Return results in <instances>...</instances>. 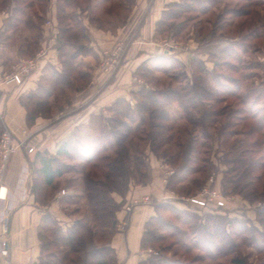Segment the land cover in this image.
Segmentation results:
<instances>
[{
    "label": "trees",
    "instance_id": "16d2710c",
    "mask_svg": "<svg viewBox=\"0 0 264 264\" xmlns=\"http://www.w3.org/2000/svg\"><path fill=\"white\" fill-rule=\"evenodd\" d=\"M21 3L22 0H1L0 4V11H6L9 5L12 9L11 12L7 11L4 30L0 33V63L6 67L10 66L9 69L13 66L12 61L34 56L40 49L39 39L43 23L36 24L28 19L24 8L20 6ZM56 7L59 27L56 48L61 68L58 69L50 63L46 64L37 88L21 96L20 100L27 109L30 124L39 116L48 118L55 110H62L70 103L73 93L87 86L92 77V68L86 60V56L92 52L90 47L92 38L86 26L78 24L75 18L77 11L69 12V8L80 7L81 11L85 10L78 0H56ZM167 11L168 9L164 11L162 19L158 22L157 36L163 31L162 25L166 23ZM89 20L100 28H111L101 24V18H89ZM124 21L125 19L120 24ZM21 23H24L29 31H36V34L33 39L26 37L15 47L16 51L8 54L6 51L13 47L11 33L19 29ZM14 53L17 56H14ZM155 58L160 63V66L155 68L166 72L167 69L163 68L161 61L169 56L161 53ZM83 60L88 68L80 72ZM148 64L149 62L140 65L135 75L145 78L151 70ZM198 67L199 72L196 74L194 71L193 80L182 86L168 84L162 89L142 86L133 93L134 103L126 98L117 99L108 108V115L100 113L92 118L87 126L76 128L70 138L59 146L56 154H51L49 151L35 153L31 191L36 195V199L41 204H47L54 194L61 190V179L67 173L74 171L62 159H74V153L77 152V156L82 161L80 167L75 168L81 177L79 182L81 192L78 193L86 200L87 207V215L76 219L68 227L61 226L51 214L44 215L39 231L42 252L40 261L36 264H117L110 241L117 228L116 214L123 206L124 200L117 201L114 194L125 198L131 183L149 182L151 174L148 148L158 159L175 167L174 172L168 177L169 190L191 193L202 188L206 179L200 180L201 178L191 180L192 188L182 186L192 173L201 171L193 164L200 149H198V139L191 134L199 127L203 129L208 127L205 116L209 112L203 109L200 116H196L192 111L213 102L221 103L223 100L219 95L222 93H225L226 97L236 94L230 87L222 85V81H219V86L210 83L208 85L209 79L206 77L210 75L218 80L217 73L203 66ZM259 96L260 93L251 101L250 93H246L241 106L236 108L238 113L236 115L240 117V121L247 119V115L251 112L250 106L257 104ZM61 97H63L62 101ZM229 105L223 106L221 115L226 113ZM181 119H186L191 126L189 131L186 129L188 137L185 140L175 136L173 132ZM230 125V121H226L219 131L221 133L222 130L227 131ZM257 125L260 130H264L263 121L258 122ZM91 132L96 133L91 134ZM255 132L256 130L251 128L246 135ZM84 135L90 137L92 146L101 141L105 144L88 151H79V141ZM173 141L178 147L176 151L169 146ZM223 141L224 144L229 142L228 139ZM262 144L264 140L259 138L249 145L243 140H238L231 145V148L223 151L224 164L227 165L222 180L224 193L238 194L250 202L264 201V185H261L264 174L256 175L257 171L264 170V160L253 156L261 151ZM87 148L88 144L85 149ZM110 150L112 154L108 152ZM99 163L102 169L98 167ZM70 197H64V202L70 203ZM164 203H156V215L146 223L142 237L144 249L159 238L157 231L160 230L159 225L163 223L159 211L163 207H171ZM256 212L263 228L252 224L249 226L247 220L229 218L218 213L205 214L204 217L194 215L192 227L198 235L199 247L204 251L207 249L213 251L216 257H223L236 251L234 236L241 237L247 234L246 239L252 238L251 241L256 244L258 253L263 254L264 204L258 206ZM251 231L258 233L260 238L253 237ZM148 263V259H145L141 264ZM231 263L254 264L248 261L247 255L242 256L241 253L234 255Z\"/></svg>",
    "mask_w": 264,
    "mask_h": 264
},
{
    "label": "rangeland",
    "instance_id": "374dc122",
    "mask_svg": "<svg viewBox=\"0 0 264 264\" xmlns=\"http://www.w3.org/2000/svg\"><path fill=\"white\" fill-rule=\"evenodd\" d=\"M78 1L85 11H81L80 7L69 8V12L75 13L77 11L75 18L78 20V24H83L82 17L85 16L84 18L88 17L90 19L101 18V24L111 28L122 25L120 22L125 19L128 8L132 4V0ZM51 3L52 0H22L20 6L24 8L28 19L36 24H40L47 20L46 13L53 7ZM73 6L76 5L73 4ZM167 9L168 16L166 17V23L162 25L163 31L159 32V37L164 39L171 49V52L167 54L169 58L160 60L163 68L167 70L166 72L157 70L155 67L160 66V63L159 60L154 58V61L148 64L151 70L145 78H140L142 86L162 89L167 87L168 84H173V86L179 87L187 82H191L194 71L198 74V66L200 68L203 66L208 70L215 71L216 75H218V80L208 75L206 77L209 79L208 85L210 83L211 85L219 86V81H222V85H226L235 91L234 94L236 95L234 96L226 97L225 93L219 95L223 100L221 103L213 102L192 111L196 116H200V112L203 109L207 110L209 113L205 116V120L208 127L206 129L199 127L191 134L192 137L194 136L198 139V149H200L193 164L197 169H201V171L192 173L182 183V186H190L192 188L191 180L201 178L200 180L206 179L203 182L204 186L210 177L214 176L216 186L224 195L229 196L230 200H228L226 207L211 213L204 209H198L190 205L186 200L181 199V197L186 198L197 193L200 189L191 193L171 190L175 192L177 198L173 197L165 201L164 204H168L171 207L160 209L159 217L163 223L159 225L160 230L157 231L159 238L145 249V251L150 248L153 250L151 253L146 252V259H148V264H232L231 259L233 256L240 255L241 253L242 256L247 255L249 262L261 264V262H264V253H258L256 244L251 241L252 238L250 240L246 239L247 234L241 235V237H233L236 243V251L232 254L216 257L213 251H209L207 248L204 251L198 245V235L194 232L195 229L192 227V221L195 218L194 215L204 217L205 214L218 213L229 218L244 219L248 221L249 226L252 224L263 228L257 218L256 211L258 206L264 204V201L257 200L250 202L238 194H226L222 189V180L227 170V165L224 164L223 151L231 148V145L238 140H243L248 145L258 138L264 140V130H260L257 125L260 121L264 122V89L260 85L261 80L264 78V0H178L168 5ZM6 11H12L11 5L8 6ZM35 32L29 31L25 24L21 23L19 29L11 33L13 35L11 40L13 47L10 50L8 49L6 53L11 54L16 51L15 47L20 45L26 37L33 39L36 34ZM117 52L119 53V50ZM106 53L113 56V53L106 51L102 63L107 60ZM174 59L176 61H173ZM20 60H15L16 62L12 61V65L14 66ZM82 62L83 65L79 69L80 72L88 68L87 63L84 60ZM206 62H208V65H206ZM118 66L119 63L111 71H106L103 65L101 67L105 72H114ZM210 66L211 69H209ZM248 92L250 93L251 101L257 98L260 92L261 95L256 101L257 104L250 106L251 112L247 115V119L240 121V117L236 115L238 114L236 108L241 106V101ZM62 98L60 99L61 101L63 100ZM225 104H230L229 108L225 114L221 115L220 111ZM226 121H230L231 125L227 131L224 132L222 130L221 133L219 130ZM251 128H254L256 132L246 135ZM186 129L189 131L191 126L186 119H181L176 124L173 132L175 136H180L185 140L188 137ZM3 130L4 128L0 126V133ZM95 133L91 132V134ZM13 136L15 138L14 134ZM224 139H228L229 142L224 144ZM87 144L88 148L85 149ZM104 144L105 142L101 141L96 144L94 143V146H92L90 137L84 135L79 141L78 150L88 151ZM143 145L145 146L144 143ZM26 146H28L27 143ZM169 146L173 147L175 151L178 150L175 141ZM108 152L110 154L113 153L111 150ZM150 154L153 153L148 148V160ZM253 156L264 160V144L261 145V151ZM62 160L74 170L67 173L61 179V190L58 191L61 192L63 189L66 191V193L60 194L62 196V210L69 217V221L65 224L68 227L76 219L84 218L87 215V207L86 200L78 193L81 192L79 187L81 177L78 175L77 169H75L80 167L82 161L77 156V152L74 153V159ZM161 161L167 164L163 160ZM167 166L170 168V171L174 172V166L172 167L169 164ZM98 167L103 168L101 167V163L98 164ZM262 174H264V170H259L256 173L258 176ZM170 175L168 173V177ZM261 185H264V179L261 181ZM66 196H71L69 199L70 203L64 202L65 199L63 198ZM243 200L252 206L251 208L255 214L254 222L248 218V209L242 206ZM138 203L140 201H136L134 205ZM244 205L246 204L244 203ZM127 208L128 210H132L133 205L129 204ZM165 228L166 230H164ZM251 235L257 239L260 238L256 232L251 231ZM249 242L250 245H248ZM149 259L153 260L149 261ZM7 261L6 264H9V258Z\"/></svg>",
    "mask_w": 264,
    "mask_h": 264
},
{
    "label": "crops",
    "instance_id": "0c3cea01",
    "mask_svg": "<svg viewBox=\"0 0 264 264\" xmlns=\"http://www.w3.org/2000/svg\"><path fill=\"white\" fill-rule=\"evenodd\" d=\"M175 1L178 0H134L123 24L114 28H100L83 16V24L92 38V52L86 56L92 68L91 80L87 86L73 93L70 103L62 110H55L48 118L39 116L32 124L28 122L21 96L37 88L46 64L61 68L56 48L59 32L56 0H52L53 7L47 11V20L41 26L39 51L44 53L39 67L17 84L9 76L12 67L9 69L0 63V123L22 143L21 149L11 158L5 183L0 189V222L3 217H9V264L39 263L42 252L39 231L44 215L51 214L64 227L69 221L61 207L60 192L57 191L47 204H41L31 191L35 153L49 151L56 154L76 128L87 126L100 113L107 115L108 108L117 99L126 98L134 102L133 93L143 85L135 75L137 69L143 63L153 62L161 53L171 52L166 41L156 35V28L167 6ZM7 16V11H0V33L4 30ZM117 50L118 68L114 72H105L101 67L104 53H116ZM260 85L264 89V78ZM26 143L34 147V152L28 153ZM148 161L151 177L147 184L131 183L125 198L114 194L117 201L124 200L116 214L117 228L110 241L117 264H141L146 259L147 253L142 247L146 223L156 215L157 202L173 198L166 181L170 168L153 154ZM145 196H150L152 201L134 205ZM242 203L248 209V218L254 222L252 206L245 200ZM129 204L133 205L132 210H128Z\"/></svg>",
    "mask_w": 264,
    "mask_h": 264
},
{
    "label": "built area",
    "instance_id": "2783aa9c",
    "mask_svg": "<svg viewBox=\"0 0 264 264\" xmlns=\"http://www.w3.org/2000/svg\"><path fill=\"white\" fill-rule=\"evenodd\" d=\"M43 51H39L35 56L30 58H23L17 64L13 66L10 73L11 79L17 84H21L26 76L31 74L39 67L40 59L42 58ZM106 61L102 63L106 71H111L116 68L119 63V53H113L110 56L106 53ZM12 132L5 128L0 133V189L5 183L6 172L10 164L12 156L21 149L22 143L15 141ZM28 153L34 152V147L27 146ZM173 171H169L172 174ZM168 177L166 178L167 181ZM61 194L66 193L63 189ZM173 197L177 198L175 192H172ZM186 200L190 205L197 207L198 209H204L211 213L217 212L220 208H224L230 200L229 196H226L216 186L215 177L211 176L209 181L195 194L188 197H181ZM152 199L150 196H145L140 202L150 203ZM9 234V217L2 218L0 223V262L6 264L10 255V246L8 240ZM153 250L147 249L146 252L151 253Z\"/></svg>",
    "mask_w": 264,
    "mask_h": 264
}]
</instances>
